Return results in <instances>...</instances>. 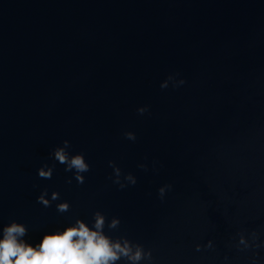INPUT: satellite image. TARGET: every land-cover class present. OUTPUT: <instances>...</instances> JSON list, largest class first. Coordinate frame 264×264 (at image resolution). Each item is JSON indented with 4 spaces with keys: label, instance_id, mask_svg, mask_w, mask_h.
Masks as SVG:
<instances>
[{
    "label": "water",
    "instance_id": "water-1",
    "mask_svg": "<svg viewBox=\"0 0 264 264\" xmlns=\"http://www.w3.org/2000/svg\"><path fill=\"white\" fill-rule=\"evenodd\" d=\"M64 140L83 184L50 157ZM96 211L152 264H264V0H0V226L37 240Z\"/></svg>",
    "mask_w": 264,
    "mask_h": 264
},
{
    "label": "clouds",
    "instance_id": "clouds-1",
    "mask_svg": "<svg viewBox=\"0 0 264 264\" xmlns=\"http://www.w3.org/2000/svg\"><path fill=\"white\" fill-rule=\"evenodd\" d=\"M147 111V106L137 109L141 115ZM124 136L128 140H136V134L132 131H126ZM70 149V142L64 140L51 150L50 157L54 162L64 165L66 172L72 173L67 183L71 184L74 178L78 184H83L84 174L90 171L91 166L83 152L73 153ZM108 164L113 169V174L109 178L121 189L128 184H136V177L131 173L123 176V181L127 183L122 182L120 167L111 160ZM138 167L146 169L144 164ZM54 169L55 164L45 163L37 169V175L40 178L51 179ZM171 187L169 184L159 188L161 199ZM36 200L44 207H49L54 201L60 200V193L53 191L49 196L48 190L43 189ZM70 207L67 200L56 204V209L60 213L67 212ZM106 221L110 228H116L121 223L118 217H112L108 221L104 213L96 211L91 221L77 217L73 222L44 231L37 240H33L26 238L28 226L12 219L0 226V264H116L122 258L131 264H140L141 261L152 264V252L146 251L142 244H134L127 238L113 239L106 235L104 232ZM239 242L247 246L243 234L240 235ZM211 246L212 241L209 240L207 247ZM196 248L199 251L200 245H196Z\"/></svg>",
    "mask_w": 264,
    "mask_h": 264
}]
</instances>
